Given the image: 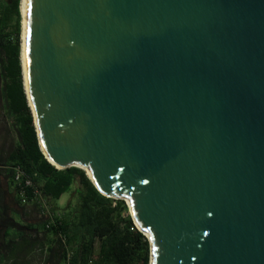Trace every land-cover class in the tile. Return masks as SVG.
Instances as JSON below:
<instances>
[{"label":"water","instance_id":"95a60500","mask_svg":"<svg viewBox=\"0 0 264 264\" xmlns=\"http://www.w3.org/2000/svg\"><path fill=\"white\" fill-rule=\"evenodd\" d=\"M23 25L40 150L126 203L149 264H264V0H24Z\"/></svg>","mask_w":264,"mask_h":264},{"label":"trees","instance_id":"16d2710c","mask_svg":"<svg viewBox=\"0 0 264 264\" xmlns=\"http://www.w3.org/2000/svg\"><path fill=\"white\" fill-rule=\"evenodd\" d=\"M20 31V0H0V264H32L36 253L37 264H149V242L126 203L103 196L80 168L57 169L40 150L23 87ZM15 165L52 203L69 192L64 211L52 206L34 223L22 220L13 208H27L12 180Z\"/></svg>","mask_w":264,"mask_h":264},{"label":"built area","instance_id":"2783aa9c","mask_svg":"<svg viewBox=\"0 0 264 264\" xmlns=\"http://www.w3.org/2000/svg\"><path fill=\"white\" fill-rule=\"evenodd\" d=\"M12 168V180L17 188V195L21 204L28 208H34L39 217L50 213L52 205L49 198L45 197L33 184L32 178L18 165ZM27 191L30 195L27 196Z\"/></svg>","mask_w":264,"mask_h":264},{"label":"rangeland","instance_id":"374dc122","mask_svg":"<svg viewBox=\"0 0 264 264\" xmlns=\"http://www.w3.org/2000/svg\"><path fill=\"white\" fill-rule=\"evenodd\" d=\"M20 2H21V0H20ZM21 21H22V17H21V13H20V25H21ZM20 45H21V31H20ZM2 123H1V125H2ZM71 198L72 197L70 196L69 192H67V193L63 194L58 200H55L56 203L51 202V205L53 206V209H55L54 207H56L57 211L61 213L64 211V208L66 206L67 201L70 200ZM13 208L16 211H19L21 213L22 220H24L26 222L34 223L37 220H39V218H40L38 213H36V211L34 210V208H28L27 207L25 210V209L19 207V205H15V204H13ZM15 218L19 219L18 214L15 215ZM96 250H97V243H96ZM33 257H34V261L32 264H37L38 253L33 254Z\"/></svg>","mask_w":264,"mask_h":264},{"label":"bare ground","instance_id":"6f19581e","mask_svg":"<svg viewBox=\"0 0 264 264\" xmlns=\"http://www.w3.org/2000/svg\"><path fill=\"white\" fill-rule=\"evenodd\" d=\"M23 4H24V0H21L20 2V13H21V16H22V21H21V50H20V54H21V62H22V69H23V74H24V67H23V39H24V25H23ZM24 80H25V74H24ZM25 87H26V93H27V100H28V103H29V106L31 107V103H30V100H29V97H28V92H27V86H26V80H25ZM32 109V107H31ZM33 111V110H32ZM40 138V137H39ZM40 146H41V150L42 152L44 153V156L46 157L47 160H49L50 163H52L54 166L55 164L50 160L49 156L47 155L46 153V150L44 148V145L42 143V140L40 139ZM57 169H60L59 167H57ZM85 171L86 175L89 177V179L91 181L92 180V177L91 175L88 173V171L86 169H82ZM94 182V181H93Z\"/></svg>","mask_w":264,"mask_h":264},{"label":"snow or ice","instance_id":"6c2138e0","mask_svg":"<svg viewBox=\"0 0 264 264\" xmlns=\"http://www.w3.org/2000/svg\"><path fill=\"white\" fill-rule=\"evenodd\" d=\"M25 54H26V56H27V50H26V53H25Z\"/></svg>","mask_w":264,"mask_h":264},{"label":"crops","instance_id":"0c3cea01","mask_svg":"<svg viewBox=\"0 0 264 264\" xmlns=\"http://www.w3.org/2000/svg\"><path fill=\"white\" fill-rule=\"evenodd\" d=\"M6 187V186H5ZM11 191V190H10ZM10 193V192H9Z\"/></svg>","mask_w":264,"mask_h":264}]
</instances>
